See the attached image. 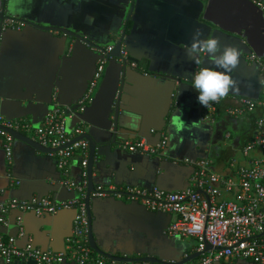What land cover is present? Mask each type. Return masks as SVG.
<instances>
[{"label": "crops", "instance_id": "crops-1", "mask_svg": "<svg viewBox=\"0 0 264 264\" xmlns=\"http://www.w3.org/2000/svg\"><path fill=\"white\" fill-rule=\"evenodd\" d=\"M130 4L131 0H7L4 19L66 27L104 49L113 47L125 32ZM129 19L121 47L127 55L125 63L123 59L107 60L103 72L107 82L83 111L82 118L92 125L91 134L108 143L93 167L94 186L116 189L160 186L176 191L192 175L185 160H200L204 155L211 158L213 172L228 174L230 160L235 159L234 153L250 138L259 114L234 118L225 113V108L235 103L233 97L260 96L258 66L248 62L245 55L264 54L262 10L250 0H135ZM197 27L203 29L205 38L218 36L222 45L241 50L240 64L231 73L239 90L230 91L229 97L217 107L214 123L204 118V107L197 102L198 93L192 82H185L203 67L215 69L207 55L201 54L198 64L186 58L185 49ZM69 47L72 51L67 53ZM102 49L91 48L59 32L25 24L18 29L2 28L0 22V115L10 120L25 119L36 127L50 111L55 93L63 107H74L85 93L97 61L103 57ZM116 103L119 107L115 128ZM132 115L141 117L137 128L130 126ZM76 125L72 111L66 120L67 131L72 132ZM20 132L34 138L32 131ZM134 135V139H144L152 146L165 136L160 157L119 148V143ZM12 153L9 165L0 135V204L10 199L28 201L37 196L54 202L74 197V191L60 185V171L48 153L34 150L19 140L13 142ZM70 171L78 181L76 158L71 159ZM11 173L17 178L15 181L9 177ZM143 206L137 200L114 194L91 197L96 241L104 251L152 256L169 263L195 252L194 239L167 235L171 214H158ZM32 211L11 209L5 214L8 226L0 222V237L17 236L15 217L21 215L28 239L34 245L63 251L73 210L60 209L41 215ZM26 238L17 237V245L24 246ZM0 264H5L1 255ZM220 264L254 263L226 260Z\"/></svg>", "mask_w": 264, "mask_h": 264}, {"label": "built area", "instance_id": "built-area-1", "mask_svg": "<svg viewBox=\"0 0 264 264\" xmlns=\"http://www.w3.org/2000/svg\"><path fill=\"white\" fill-rule=\"evenodd\" d=\"M259 7L264 16V0H250ZM24 23L18 19L6 18L2 21V28H19ZM112 47L102 50L103 57L97 61L96 69L85 93L78 100L79 108L83 111L91 102L98 80L102 76L107 58L104 56ZM122 59L126 53L120 51ZM248 62L258 66L261 76V93L257 99L244 96L233 97L235 103L225 108V113L238 118L240 116L259 112L254 120L252 134L245 141L240 151L242 160L231 159L230 172L225 175L217 174L210 169L211 160L206 156L200 160H188L186 163L195 167L189 177L190 185L182 190L166 191L158 187L143 189L127 186L123 189L94 186L90 196L105 197L111 194L137 200L148 210L165 212L172 215V222L168 226L167 235L182 236L194 239L195 251L202 252L194 264H215L217 261L243 259L254 264H264V54L249 52L245 55ZM135 66L134 63H131ZM219 103L204 107V118L214 123ZM68 115L65 108L54 99L50 111L42 122L36 126L25 119L6 120L0 115V135L3 138V149L7 163L12 162L13 137L7 129L16 131H32L34 139L42 146L55 149L48 155L55 159L60 171V185L67 190L74 191L73 198L54 202L48 197L41 200L10 199L0 204V222L7 226L4 217L11 209L22 211L33 210L37 215L55 213L60 209H76L72 221L71 234L65 237V249L60 252L43 250L27 243L20 247L16 238L23 235L20 226L16 237H0V255L5 264L22 261L32 264H62L64 261L76 264H117L114 260L96 253L89 245V220L84 203L87 188V155L88 143L84 139L75 140L82 131V124L76 125L72 132L66 129ZM166 143V137L158 145L152 146L144 139H128L119 144L122 150L139 152L146 156H159L160 150ZM77 158L82 171L80 182L71 176V159ZM229 196L230 199L225 198ZM17 225L21 218L17 217ZM212 249L204 251L205 244Z\"/></svg>", "mask_w": 264, "mask_h": 264}, {"label": "water", "instance_id": "water-1", "mask_svg": "<svg viewBox=\"0 0 264 264\" xmlns=\"http://www.w3.org/2000/svg\"><path fill=\"white\" fill-rule=\"evenodd\" d=\"M134 1L135 0H131V4H130V8H129V11H128V14H127V17H126V21L131 20L129 18L131 17V13H132L133 6H134ZM0 5H1V9H0V22H2L3 19L7 15L6 14L7 12H5L6 11L7 0H1ZM23 23L26 26H29V27H32V28H35V29L44 30V31H55V32H59V33L64 34L65 36H68L70 39H74L75 41L84 43L85 45H87V46H89L91 48H96V49L99 48V49H102L101 47H99V46L95 45L93 42H91L88 38H86L83 35H80V34L74 32V31H72V30H70V29H68L66 27H60V26H55V25H40V24H38V23H36V22H34L32 20H23ZM124 34H125V32H122V34L120 35L119 39H117V41L114 43L112 49L109 52L106 53V57H107L108 60L111 59V58H113V59H122V56L120 54V51H121V47H122V42H123ZM71 51H72V49L69 47L67 49V53H70ZM100 56L102 57L103 55L100 54ZM124 63H125V60H124ZM123 70H124V68H123ZM197 72L195 71V73H197ZM106 74H107V69H106ZM92 77H91V79H92ZM106 80H107L106 76L103 79V74H102V76L100 77V79L97 82V85H96V88H95V91H94L93 98H92L91 102L94 100V97L97 94L100 93L101 89H103L104 85L107 82ZM183 80L184 79H182V81ZM178 81H181V79L178 80ZM186 81L187 82H189V81L192 82V77L190 79H187V80L185 79V82ZM53 96L55 97L54 100L58 104H60V106L63 107V105L60 103V101L57 100L56 93ZM172 97H171V102L173 101V98H174V101H176V98L175 97L172 98ZM52 98H51V107H52V103H53ZM79 106L80 105H79V103L77 101V103H76V105L74 107H71L70 109H66L65 107L64 108H65V113L67 115L70 112H72V111L74 112L75 111V116L77 118V125L78 124H82L83 131H82V133L78 137L75 138V140L84 139L88 143V145H87L88 146L87 164H86V168H85L86 173H87V188H86V193H85V197H84V203H85V206H86L87 217H88V220H89L88 242H89L90 247L96 253H99V254L107 257V258H110V259L114 260L117 264H186V263H188L190 261H193V260L197 259L201 255L202 252L195 251L194 253L188 255L187 257H185L184 259H182V260H180V261H178L176 263H169V262L162 261L159 258L152 257V256H142V257H139V256H130V255L129 256L128 255H116V254H113V253H108V252L104 251L101 248V246L99 245V243L96 241L97 240L96 239L97 238V233L95 232L94 222L92 220V212H91V208H90V202H91V196H90V194L94 190V181H93V177H92L93 167H96L97 166V161L100 158L101 150L103 148H105L108 145V143L106 141L102 140V139H100V140L96 139L95 136H93L91 134L92 125L89 122H87L86 120H84L82 118L83 111H85L86 106H85L84 110L81 111V112L80 111H77V109L79 108ZM118 107H119V105H118V103H116L115 109H114V119H113V121H114V127L115 128L117 127ZM6 120H10V119H6ZM0 128H3L2 125H0ZM217 128H219V127H217ZM231 131H233V130L231 129ZM7 132L12 135L13 142H15L17 140L22 141L26 145H28L29 147L33 148L34 150L41 151L43 153H49V152L55 151V149H50V148H47V147L42 146L34 138H31V137H29V136L21 133L20 131H16V130H13V129H7ZM216 133H219V132L217 131ZM134 138H135V135L134 136H131L128 139H134ZM219 141H221V137H219ZM215 142L216 141L214 140V143ZM113 143H116V142L113 140ZM119 144H118V146H119ZM159 157L160 156H157L156 158H159ZM205 157H206V155H204V158ZM195 160L196 159H192V161H195ZM189 166L191 167V171H192L191 174H192L194 172V170H195V167L192 164H189ZM9 177L11 179H14V181H15V179H17L13 175V173H11ZM18 184H19V181H18ZM189 185H190V182H189V180H187L186 181V184L183 187L178 188V190L185 189ZM62 187H64V186H62ZM156 187H158L160 189H163V190H166V191H170V190H167V189H165L163 187H160V186H156ZM42 198H44V197L37 196V197L32 198V199L41 200ZM71 198H73V197H71ZM32 199H30V200H32ZM143 208L145 209L144 206H143ZM72 210H73V213H74L73 214V218H74L75 213H76V209L75 208H72ZM32 212H34V211H32ZM151 212H154V211H151ZM155 213L170 215L169 213H165V212H155ZM4 217H6V216L4 215ZM18 217L21 218V223H20V225H17V223H16L17 217H15L16 218L15 219V224H16L17 233H18L19 228L21 226L23 228L22 229L23 230V235L21 237L26 236L27 237L26 238V242L27 243H31L32 245H34L33 242L30 239H28V236L29 235H28V233L25 230L22 216L21 215H18ZM7 226H8V222H7ZM7 226H5V227H7ZM71 228H72V226H71ZM70 234H71V229H70V232H69V234L67 236H69ZM16 240H17V238H16ZM34 246H36V245H34ZM210 249H212L211 245H209L208 243H206L205 244L204 251H207V250H210ZM43 250H46V249H43ZM237 260H243V259H237ZM12 264H28V263H24V262H22V261L19 260V261H14ZM215 264H220V261L215 262Z\"/></svg>", "mask_w": 264, "mask_h": 264}, {"label": "clouds", "instance_id": "clouds-1", "mask_svg": "<svg viewBox=\"0 0 264 264\" xmlns=\"http://www.w3.org/2000/svg\"><path fill=\"white\" fill-rule=\"evenodd\" d=\"M186 58L194 63L200 62V55L211 58L215 69L203 67L192 75L193 89L198 93L197 102L207 108L213 103H219L227 97L230 91H238L237 81L231 73L239 66L241 50L232 45H222L220 37H204L202 28L197 27L189 47L185 49ZM141 117L131 116V127L137 128Z\"/></svg>", "mask_w": 264, "mask_h": 264}, {"label": "trees", "instance_id": "trees-1", "mask_svg": "<svg viewBox=\"0 0 264 264\" xmlns=\"http://www.w3.org/2000/svg\"><path fill=\"white\" fill-rule=\"evenodd\" d=\"M129 24H130V20H128V21H126V27H125V32L127 31V29H128V27H129ZM77 159V158H76ZM77 161H78V159H77ZM78 168H79V180L77 181V182H80L81 181V179H82V171H83V169H82V167H81V165H80V163L78 162ZM198 259V258H197ZM197 259H195L194 261H196ZM29 263V262H28Z\"/></svg>", "mask_w": 264, "mask_h": 264}, {"label": "rangeland", "instance_id": "rangeland-1", "mask_svg": "<svg viewBox=\"0 0 264 264\" xmlns=\"http://www.w3.org/2000/svg\"><path fill=\"white\" fill-rule=\"evenodd\" d=\"M234 155H235V159H236L238 162H240L239 159L242 160V154H241V151H236V152L234 153ZM210 159H211V158H210ZM75 195H76V193L74 192V196H75ZM225 198L230 199L229 196H226Z\"/></svg>", "mask_w": 264, "mask_h": 264}]
</instances>
